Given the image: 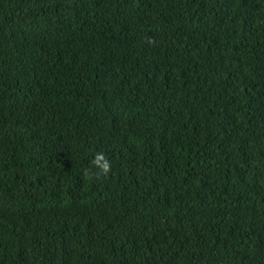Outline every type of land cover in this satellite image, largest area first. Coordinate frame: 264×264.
Wrapping results in <instances>:
<instances>
[{
	"label": "trees",
	"instance_id": "16d2710c",
	"mask_svg": "<svg viewBox=\"0 0 264 264\" xmlns=\"http://www.w3.org/2000/svg\"><path fill=\"white\" fill-rule=\"evenodd\" d=\"M0 264H264V0H0Z\"/></svg>",
	"mask_w": 264,
	"mask_h": 264
},
{
	"label": "clouds",
	"instance_id": "9594fccd",
	"mask_svg": "<svg viewBox=\"0 0 264 264\" xmlns=\"http://www.w3.org/2000/svg\"><path fill=\"white\" fill-rule=\"evenodd\" d=\"M111 162L103 151H97L90 160V167L85 168L82 173L83 179L100 180L111 172Z\"/></svg>",
	"mask_w": 264,
	"mask_h": 264
}]
</instances>
